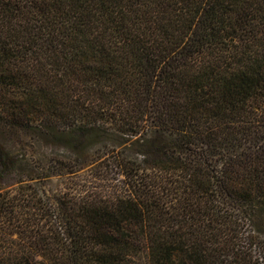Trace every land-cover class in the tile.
<instances>
[{"label":"trees","instance_id":"obj_1","mask_svg":"<svg viewBox=\"0 0 264 264\" xmlns=\"http://www.w3.org/2000/svg\"><path fill=\"white\" fill-rule=\"evenodd\" d=\"M0 264H264V0H0Z\"/></svg>","mask_w":264,"mask_h":264},{"label":"rangeland","instance_id":"obj_2","mask_svg":"<svg viewBox=\"0 0 264 264\" xmlns=\"http://www.w3.org/2000/svg\"><path fill=\"white\" fill-rule=\"evenodd\" d=\"M0 142L8 149L10 152H15L20 149L22 145H31V149L36 150H58V146L47 139L40 140L39 144L34 143L31 136H27L23 133H15L7 129H0Z\"/></svg>","mask_w":264,"mask_h":264}]
</instances>
